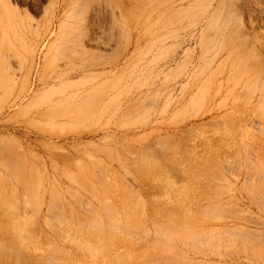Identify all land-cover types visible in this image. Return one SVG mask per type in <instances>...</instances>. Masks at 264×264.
Returning a JSON list of instances; mask_svg holds the SVG:
<instances>
[{
    "label": "rangeland",
    "instance_id": "374dc122",
    "mask_svg": "<svg viewBox=\"0 0 264 264\" xmlns=\"http://www.w3.org/2000/svg\"><path fill=\"white\" fill-rule=\"evenodd\" d=\"M0 264H264V0H0Z\"/></svg>",
    "mask_w": 264,
    "mask_h": 264
}]
</instances>
